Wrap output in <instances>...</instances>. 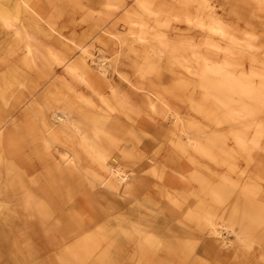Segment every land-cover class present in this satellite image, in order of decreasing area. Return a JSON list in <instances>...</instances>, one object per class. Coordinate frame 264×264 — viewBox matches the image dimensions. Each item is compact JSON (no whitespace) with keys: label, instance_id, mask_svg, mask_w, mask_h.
Returning <instances> with one entry per match:
<instances>
[{"label":"rangeland","instance_id":"1","mask_svg":"<svg viewBox=\"0 0 264 264\" xmlns=\"http://www.w3.org/2000/svg\"><path fill=\"white\" fill-rule=\"evenodd\" d=\"M246 197L264 216V0H0V264H264Z\"/></svg>","mask_w":264,"mask_h":264},{"label":"bare ground","instance_id":"2","mask_svg":"<svg viewBox=\"0 0 264 264\" xmlns=\"http://www.w3.org/2000/svg\"><path fill=\"white\" fill-rule=\"evenodd\" d=\"M21 7V6H20ZM22 8V7H21ZM17 30H18V28H17ZM11 45V44H10ZM205 57V56H204ZM206 65V64H205ZM204 65V66H205ZM214 69V68H213ZM219 69H217V71H218ZM222 73H223V71H222ZM225 73V72H224ZM208 74V73H207ZM218 74V73H217ZM210 75V74H209ZM216 75V74H215ZM220 75H221V73H220ZM224 75V74H223ZM206 76V75H205ZM226 75H224V77H225ZM217 77V76H216ZM229 78V77H228ZM207 79V78H206ZM205 79V77H203L202 78V80H201V85H202V87L203 88H205L206 89V81L208 80H206ZM213 81V80H212ZM227 81V80H226ZM209 82V81H208ZM211 83H213V82H211ZM208 84V83H207ZM220 84V83H219ZM235 84V83H234ZM239 85V84H238ZM211 86V85H210ZM209 86V87H210ZM214 86V85H213ZM226 86V85H225ZM225 86H224V90H225ZM235 86V85H234ZM241 86V85H240ZM204 89V90H205ZM223 89V88H222ZM235 89V88H234ZM209 90V89H208ZM213 90V89H212ZM219 90V89H218ZM238 90H239V88H238ZM234 91V90H233ZM236 91V90H235ZM212 92V91H211ZM205 93H206V90H205ZM230 93V92H229ZM227 94V93H226ZM222 96H224V95H222ZM222 98V97H221ZM225 99V98H224ZM221 101V100H220ZM149 102H150V104L152 105V107H154L155 106V103H154V100L151 98V97H149ZM222 103V102H221ZM224 103H225V101H224ZM225 105V104H224ZM171 114V113H170ZM67 121V120H66ZM69 123V122H68ZM189 125V124H188ZM44 127H45V130L46 131H48V133H50V135H56L55 133L56 132H54V131H52L51 130V128H52V125L50 124V123H47V122H44ZM191 129L192 128H194L193 126H189ZM181 131H182V129H180ZM192 131V130H191ZM183 132V131H182ZM185 132V131H184ZM187 133V132H186ZM193 134V133H192ZM191 136V135H190ZM82 138V137H81ZM188 138H189V136H188ZM189 140V139H188ZM83 141H84V139H83ZM82 141V142H83ZM191 141V140H190ZM182 151H183V149H182ZM185 153V152H184ZM100 160V159H99ZM101 161V160H100ZM105 164V163H104ZM60 171H62L63 169L62 168H58ZM57 169V170H58ZM119 172V171H118ZM117 172V173H118ZM58 173H59V171H58ZM55 174H57V173H55ZM119 179H121V180H123V177L122 176H120V178ZM197 179V178H196ZM206 179V178H205ZM200 180V182H201V188L202 189H207L208 190V192H209V189L210 190H212V188L210 187V184L209 183H207L205 180H204V176H203V178H200L199 179ZM209 180V179H208ZM199 182V183H200ZM209 182V181H208ZM197 183V182H196ZM210 183H211V181H210ZM200 186V185H199ZM198 186V187H199ZM200 188V187H199ZM200 190V189H199ZM213 191V190H212ZM217 191H220V194L219 195H221V196H223L224 195V190L223 189H221V190H217ZM214 194V193H213ZM217 195V194H216ZM219 195H217L218 196V198H219ZM216 200H217V198H216ZM241 200V199H240ZM206 202H207V200H206ZM241 202H243V214H244V218L246 219V221H245V225H243V230H242V232H240V233H243V234H249V233H252V231L253 232H255L256 230V225H258V226H260V223H262V222H264L263 220H264V216H262L260 213H258V212H256V211H254V210H252V208L254 207V204H253V201L250 199V198H248V197H246V199H245V202L244 201H241ZM252 204H251V203ZM214 205H215V203H214ZM221 205V204H220ZM219 206V205H218ZM211 207V209L210 210H212L213 208H214V206H210ZM213 207V208H212ZM216 208H218V207H216ZM222 208V207H221ZM220 209V208H219ZM219 209H217V211L219 210ZM214 210V209H213ZM223 211V210H222ZM148 212V211H147ZM147 212H146V214H147ZM44 214V216H45V212L43 213ZM143 214H145V212L143 213ZM149 214H151V212L149 213L148 212V215ZM142 215V214H141ZM147 215V216H148ZM216 215V214H215ZM232 215V214H231ZM242 215V214H241ZM50 216V215H49ZM139 216H140V214H139ZM142 217V216H141ZM150 217V216H149ZM152 217L154 218V216L152 215ZM151 217V218H152ZM223 217V216H222ZM146 219H147V217H145ZM195 218H197V217H195ZM149 219V218H148ZM220 220V219H219ZM218 220V221H219ZM148 221V220H147ZM152 220L150 219V222H151ZM212 221V222H211ZM221 221H224V219L222 218V220ZM220 221V222H221ZM227 221V220H226ZM234 221V220H233ZM232 221V222H233ZM146 222V221H145ZM110 224V223H109ZM206 224H208L209 226H210V232H211V234H214V235H216V236H219V235H221V232H220V230L215 226V222L213 221V220H210V219H206ZM218 224V223H217ZM220 224V223H219ZM222 224H224V222L222 223ZM207 225V226H208ZM227 225V224H226ZM233 225V224H232ZM220 226H221V224H220ZM255 226V227H254ZM183 227V226H182ZM184 227H185V229L186 230H171V235H170V237H172V239H173V244L171 245V246H173V248H171V246L169 247V249H171V250H173V252H176V253H174L173 254V256L174 255H177V256H179V257H181V255H182V253L185 255V257L186 258H188V257H190V253H191V249H192V245H191V235H193V233H192V229L191 228H189L190 226L188 225V224H184ZM230 227H232V226H230ZM223 228V227H222ZM221 229V228H220ZM236 229V228H235ZM139 230V229H138ZM144 231H146V230H143L141 233H143ZM237 231H238V229H237ZM123 233V232H122ZM146 233V232H145ZM234 233V232H233ZM239 233V231H238V235L240 234ZM202 235V234H201ZM241 235V234H240ZM264 235V234H263ZM194 236V235H193ZM248 236V235H247ZM250 236V235H249ZM196 237V236H195ZM154 238V236H153V234L152 233H147V235H146V237L144 238V244H143V246H142V250L145 252V253H148V252H150V246L152 247V244H153V239ZM157 239V238H156ZM86 240V238H83L82 239V241L81 242H79V243H77L76 245H75V247H74V252H73V254H75L76 255V257H80V256H84V255H86V256H88V253H90V252H88L89 251V249L90 248H92V243L91 244H89V245H84V241ZM153 241V242H152ZM249 241V240H248ZM252 241V240H251ZM241 242V241H240ZM253 242V241H252ZM264 242V241H263ZM224 243V242H223ZM259 243V242H258ZM161 244V243H160ZM240 245V244H239ZM251 245V244H250ZM262 246V245H261ZM83 247H85V249L83 248ZM215 250H217L216 248H213L212 249V251H211V253H216V260H219V261H221V262H224V261H226V260H228L229 258H231V254H232V250H231V253L229 254V256H227V257H225V258H222L221 257V255L218 253V252H216ZM193 252V251H192ZM85 256V257H86ZM173 256H172V258H173ZM251 258V255H250V252H247V254H236V256H235V258L233 259L234 261H236L238 264H241V263H244L245 261H246V259H248V258ZM140 260V259H139ZM167 261V260H166ZM166 261H164V262H166ZM264 261V260H263ZM166 264H172V260H170V262L169 263H166ZM248 264V263H247Z\"/></svg>","mask_w":264,"mask_h":264}]
</instances>
